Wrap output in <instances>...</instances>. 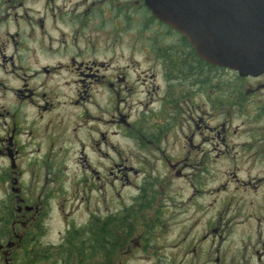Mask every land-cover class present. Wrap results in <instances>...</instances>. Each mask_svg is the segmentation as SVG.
I'll use <instances>...</instances> for the list:
<instances>
[{
	"label": "flooded vegetation",
	"instance_id": "flooded-vegetation-1",
	"mask_svg": "<svg viewBox=\"0 0 264 264\" xmlns=\"http://www.w3.org/2000/svg\"><path fill=\"white\" fill-rule=\"evenodd\" d=\"M22 1L0 0V236L9 247L14 244L5 256L0 254L4 264H30L17 261L15 254L22 251L30 258L31 241H41L43 225L56 209L45 189H38L42 194L33 199L32 177L50 174L51 169L52 174H64V168L55 164L70 147L54 144L66 136L77 142L78 129L85 136L83 149L106 144L102 155L106 158L112 156V131L117 127L119 135L138 146L139 168L146 170L142 160L148 155L157 158V145L168 140L180 116L179 131L185 128L186 139L184 168L193 172L190 190L208 172V149L213 146L228 151L226 143L239 139V150L254 144L253 157L264 160V72L242 77L197 55L200 62L193 66L191 45L155 19L143 0ZM129 30L138 40V33L146 36L140 48L161 70L150 72L141 84L129 80V61L123 66L124 56L113 57L108 51L115 52L114 36ZM97 51L109 56H96ZM38 58L52 62L40 64ZM97 91L107 93L111 105L121 95H141L138 102L144 110L131 125L123 116L116 123L109 105L107 117L96 113ZM66 143L70 144L68 139ZM114 153L113 157L123 156L118 150ZM231 154L224 157L231 160ZM164 161L172 168L173 159L165 152ZM118 166L115 171L121 175ZM101 174L112 187L105 172ZM250 184L244 183V188ZM135 191L133 205L151 224L158 223V191L151 183H142Z\"/></svg>",
	"mask_w": 264,
	"mask_h": 264
},
{
	"label": "rangeland",
	"instance_id": "rangeland-1",
	"mask_svg": "<svg viewBox=\"0 0 264 264\" xmlns=\"http://www.w3.org/2000/svg\"><path fill=\"white\" fill-rule=\"evenodd\" d=\"M138 35L139 40L135 31L129 30L126 34L114 36L111 48L115 52L108 51L113 57L124 56L121 63L125 66V62L129 61V80L141 84L153 74L150 72L161 70L147 59L146 52L140 48L144 44L140 40L146 36ZM95 54L109 56L98 51ZM38 61L44 64L52 62V59L38 58ZM95 97L100 105V108H95L96 113L107 117L109 105L112 120L116 123L123 116V121L131 125L144 110L138 102L143 99L141 95L133 98L121 95L112 105L107 93L97 91ZM133 99L135 102H132ZM179 118L171 128L168 140H161L157 145V158L148 155L149 159L142 160L146 170L139 168L142 155L138 146L119 135L117 127H113L115 132L112 131V156L106 158H102L106 144L96 146V149H83L85 136L80 129L77 131V142L70 141L67 136L70 144L65 138L58 139L55 148L63 145L70 147L65 150L66 157H61L55 164L64 168V174H52L51 169L50 174L32 177L33 199L45 189L50 197L49 204H54L56 209L51 211L43 225L41 245L31 250L30 258L18 251L15 254L17 261L23 259L24 263L43 264L32 261L33 252L39 254L41 246L46 244L58 245L66 229L72 225L83 226L89 219L88 215L115 214L123 208L131 209L137 201L135 199L132 203L136 187L151 183L158 191L155 205L159 209V222L152 225L142 214H139L142 218L138 216L135 221L128 219L129 225L135 224L133 231L130 236L120 238L112 264H155L158 260L160 264H263L264 160L253 157L254 144H245V151L239 150L236 146L242 144L238 143L239 139L233 138L226 143L231 156H234L231 160L226 159L228 156L224 157V153L228 152L225 147L219 152L213 146L208 149V172L201 176L197 190H190L189 181L193 172L184 168L186 139L182 133L185 128L179 131ZM116 150L123 156L113 157ZM93 151H96L95 155ZM164 152L173 159L172 168L165 167ZM249 153L251 155L246 156ZM116 165L122 169L121 175L116 173ZM130 169L132 171L128 173ZM101 172H105L110 185L113 183L112 187L100 179H103ZM109 172L112 174L109 175ZM124 173L126 177L122 176ZM250 182L252 184L245 189L244 183ZM147 240L152 242L151 245L147 246ZM7 242L0 236V254L4 256L14 245L9 247ZM0 264H4L3 258H0Z\"/></svg>",
	"mask_w": 264,
	"mask_h": 264
},
{
	"label": "water",
	"instance_id": "water-1",
	"mask_svg": "<svg viewBox=\"0 0 264 264\" xmlns=\"http://www.w3.org/2000/svg\"><path fill=\"white\" fill-rule=\"evenodd\" d=\"M143 1L204 62L242 77L264 72V0Z\"/></svg>",
	"mask_w": 264,
	"mask_h": 264
},
{
	"label": "trees",
	"instance_id": "trees-1",
	"mask_svg": "<svg viewBox=\"0 0 264 264\" xmlns=\"http://www.w3.org/2000/svg\"><path fill=\"white\" fill-rule=\"evenodd\" d=\"M180 38L188 44L184 38ZM192 55L191 64L195 66V62L200 60L195 58L197 56L193 50ZM134 208H137L136 204L114 215L91 217L83 226L72 225L66 229L58 245H43L39 254L33 252L32 261L43 264H112L120 238L130 236L133 231L135 224L129 225L128 219L132 222L138 216L142 218L140 211ZM31 243L32 249L40 246V240L33 239ZM151 243L147 240V246ZM159 261L155 264H160Z\"/></svg>",
	"mask_w": 264,
	"mask_h": 264
}]
</instances>
